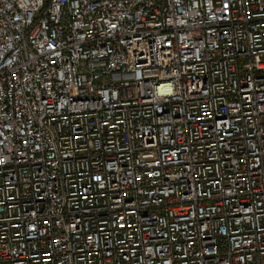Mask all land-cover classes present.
Here are the masks:
<instances>
[{
  "label": "built area",
  "instance_id": "built-area-1",
  "mask_svg": "<svg viewBox=\"0 0 264 264\" xmlns=\"http://www.w3.org/2000/svg\"><path fill=\"white\" fill-rule=\"evenodd\" d=\"M0 264H264V0H0Z\"/></svg>",
  "mask_w": 264,
  "mask_h": 264
}]
</instances>
